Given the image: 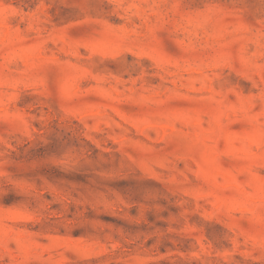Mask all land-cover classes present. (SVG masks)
<instances>
[{"label":"rangeland","instance_id":"374dc122","mask_svg":"<svg viewBox=\"0 0 264 264\" xmlns=\"http://www.w3.org/2000/svg\"><path fill=\"white\" fill-rule=\"evenodd\" d=\"M0 264H264V0H0Z\"/></svg>","mask_w":264,"mask_h":264}]
</instances>
